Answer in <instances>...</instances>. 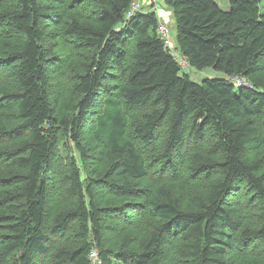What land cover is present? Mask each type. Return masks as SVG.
<instances>
[{
	"label": "trees",
	"instance_id": "16d2710c",
	"mask_svg": "<svg viewBox=\"0 0 264 264\" xmlns=\"http://www.w3.org/2000/svg\"><path fill=\"white\" fill-rule=\"evenodd\" d=\"M88 1L100 6L91 9L92 20L64 21L57 11L75 14L74 7ZM133 1L0 0L6 4L0 24L23 35L8 61L17 86L0 94L2 262L92 264L96 249L100 262L93 264H164L167 245L177 241L183 264H232L236 234L246 255L253 254L256 241L264 243V162L245 159L264 146L257 123L264 126L262 0H229L228 9L217 0H163L172 8L188 65L223 74L202 82L182 72L154 11L127 18ZM54 16L65 24L60 34L67 46L77 43L72 48L89 52L69 88L52 96L64 78L52 69L45 48L43 23ZM238 78L249 86L237 87ZM90 123L89 140L107 161L103 170L89 165L84 130ZM67 140L80 161L74 155L65 159L59 178L65 189L56 195L51 175ZM188 160L192 174L217 175L194 205L170 189L172 180L142 187L152 171L173 179L170 173ZM245 191L260 202L257 227L247 226ZM62 197L71 203L59 207ZM141 230L140 242L132 246L131 233Z\"/></svg>",
	"mask_w": 264,
	"mask_h": 264
},
{
	"label": "rangeland",
	"instance_id": "374dc122",
	"mask_svg": "<svg viewBox=\"0 0 264 264\" xmlns=\"http://www.w3.org/2000/svg\"><path fill=\"white\" fill-rule=\"evenodd\" d=\"M66 1L68 4L69 3L71 4V2H73V0H66ZM141 1H142L143 7L142 8L140 7L138 10H140V9H141L140 11L151 10L147 5L144 4L147 0H141ZM217 1L221 5V7L224 9H228L230 6L229 0H217ZM136 2L139 3L138 0H136ZM46 4L49 5L50 7L51 6L55 7V5H56L55 3L51 2V1H46ZM4 5H6V4L1 3L0 9ZM260 6H261V12H264V0H262ZM56 7H58V6L56 5ZM98 7H100V6L96 2L93 4L92 2L88 1V2L84 3V5H82L80 8L74 7V8H76L75 14H73L74 10H71V12H72L71 13L69 10L65 11L63 9V7L57 8V11L62 12L59 15L64 21H65V19L71 20L74 18L78 19V20L86 21V20H92L91 19L92 16L90 18H87V17H89L91 9L96 12ZM136 12H139V11H136ZM65 13L69 16L68 17L63 16ZM155 13L158 17L159 24H160V22H162L168 26L169 33H167L168 37L166 38V40H167V43L169 44V48L171 49V51H173L178 56L179 61L181 62V64L185 68V70H183L182 72H188L191 75V78L197 82H202L203 79L206 77L223 76V74L221 72H217L212 68H206L204 70H198L195 68H191L188 65L185 57L181 54L179 46H178L177 34H176V23H175L174 18H173L172 8L169 7L168 5H166L163 0H159V10ZM94 14L95 13H93V15ZM62 19L61 20L57 19V16H54L50 19H45L44 23H43V26H44L45 31L47 33V41L45 43V48L49 52L48 56L51 59V63L54 64L52 69L56 72H59L58 75H61L64 77L62 80L59 81V85H58V82L56 81L57 82L56 83V91H55V88L53 86L52 96H54L56 92L58 94H60V92L64 93V90L69 88V85L71 83L73 75L75 74L76 70L78 69V65H79L78 63L80 61H82L84 59L83 56L89 52L88 49H83L81 46L80 47L82 48V50L80 47L72 48L74 45L79 46V44H77V43L72 42L73 43L72 45L67 46V39L64 38L60 34V32L63 30L64 25H65ZM61 21L63 22L62 24H60ZM159 24H158V26H159ZM158 30H159V27H158ZM56 34H60V35L57 36V41L55 42ZM22 42H23V35L21 33L16 31L15 29L11 28L10 25H8V24H4V23L0 24V63H1V66L3 68L2 75L0 76V94L2 93L3 90H7V89L9 90V89L17 86V82L15 81V77H14V75L11 74V71H13V65L14 64L11 62H8V61L10 60L9 57L11 55V52L14 51V49L16 47H18L20 45V43H22ZM70 48H72V49H70ZM62 49L66 50L68 52L69 55L67 58L62 56V54L60 52V50H62ZM66 60H70V61L68 63H66ZM7 63H8V65H7ZM67 64H69V65H67ZM261 64H262V67L264 69V56L261 59ZM67 69H69V70H67ZM6 76H8V77H6ZM2 85L4 87H2ZM60 85L64 86V87L62 88V87H60ZM237 87H239V85H237ZM257 123L261 126V128L264 129V126H263L261 120H258ZM91 128H92V123L88 124L84 130V136H85L84 141L86 142L85 146L91 155L90 160H89V165L91 166L92 169L96 168L95 170H103L104 166L107 165V161L105 162L104 159L100 158V155H97L98 145L94 141L89 140V136H90V133L92 130ZM208 137L209 136H207V138ZM207 138H206V140H207ZM163 139H162V141H163ZM188 139H189V137H188ZM205 142H204L205 144L203 143L204 147H207L208 142L207 141H205ZM183 152L185 154H188V150H184ZM72 155H74V157L78 161H80V158H79L80 154H79L78 150L75 148L73 142L69 140L68 141V148L64 149L63 147H60V152H59L60 158H59L58 162L55 164L54 170H53L52 175H51L55 179V186L52 188L54 190V193L56 192L55 193L56 195H60L63 192V189H65L63 184L60 183L59 178H60L62 171L63 172L65 171V167H66V160L65 159L69 156H72ZM256 157L262 158L263 162H264V146L260 150L254 151V152H252V154L246 155L245 159L251 160V159H254ZM154 161L160 162L159 157L154 158ZM179 164L180 163L178 162L176 165H179ZM189 165H190V162L188 160L187 163H183L182 166H180V167L178 166L179 170L177 172L170 173V177H172L175 174L173 179L169 178V173L167 174V172H161L163 174L155 173V175H153V171H152L147 178L143 179V182L141 183V184H143L142 187L156 188L161 184H164L167 182L170 183V181L172 180L170 183L171 185L169 186L170 189L176 195H180L181 197L185 196L186 205L192 206V205H194V198L198 195H200V196L204 195V193L206 191L207 184L210 181L215 180L217 178V175H216V173H204L201 175H194L190 172V170L187 169V167ZM86 167H87V165L83 166V169L85 170V172H86ZM159 168L160 167H158V165L153 167V169H155V170L159 169ZM262 172H264V168L262 169ZM177 175H178V177H177V179H175ZM19 185L20 184L17 183V184H14L13 186L19 187ZM52 186H53V184H52ZM62 198L63 199L58 204L59 207L61 205L64 206V203H66V202H70L66 199V197H62ZM125 200H127V198ZM243 203L245 204V209H246L247 226L257 227L259 225V222L257 221L258 212H259V209L261 206L259 200L256 199L252 193H248V191H245L244 195H243ZM136 216L137 215L135 214L134 217H136ZM112 225H116V224L113 223ZM117 226H119V225H117ZM121 227H124V226H121ZM123 230L125 231L126 228H123ZM138 233L139 234L137 236H140V237H137L136 235L131 233L130 238H131L132 246H134L135 244L140 242V239L142 238L141 235H143L145 233V230H141ZM238 235L239 234H236V238H237L236 246H237L238 250L235 253L231 251V254H229L231 263L232 264H264V245H263L264 243H262L260 240L256 241L255 243L257 245L254 248H252L253 254L252 255H246V254H243V247L240 244L241 240H239ZM111 243H113V241H111ZM167 243L165 244V247H166ZM168 246H169L170 250H168L167 255L165 256L166 259H165L164 264H183V260L179 256V250L181 248V244L177 241L176 242L173 241L169 245H167V247ZM3 263L7 264L6 261L2 262L0 260V264H3Z\"/></svg>",
	"mask_w": 264,
	"mask_h": 264
},
{
	"label": "built area",
	"instance_id": "2783aa9c",
	"mask_svg": "<svg viewBox=\"0 0 264 264\" xmlns=\"http://www.w3.org/2000/svg\"><path fill=\"white\" fill-rule=\"evenodd\" d=\"M138 1H139V3L136 2V0H134L132 2L130 10L128 11V14H127V18H130L132 15H134L136 13V11H140L141 9L138 10L140 7L141 8L143 7L142 1L141 0H138ZM144 4L147 5L154 12H157L159 10V0H147ZM159 32H160L161 36L166 40V38L168 37L167 33H169L168 26L165 23L160 22ZM166 44L169 46V44L167 43V40H166ZM172 53L179 61L178 56L173 51H172ZM180 64H181V62H180ZM182 67H183V65H182ZM237 83H238V85L249 86V84L244 79L238 78ZM90 259L92 260L93 263L100 262L99 254H98L96 249L91 251Z\"/></svg>",
	"mask_w": 264,
	"mask_h": 264
},
{
	"label": "bare ground",
	"instance_id": "6f19581e",
	"mask_svg": "<svg viewBox=\"0 0 264 264\" xmlns=\"http://www.w3.org/2000/svg\"><path fill=\"white\" fill-rule=\"evenodd\" d=\"M71 151V150H70ZM80 158V157H79ZM77 165V164H76ZM85 174V173H84ZM93 264V263H92Z\"/></svg>",
	"mask_w": 264,
	"mask_h": 264
}]
</instances>
